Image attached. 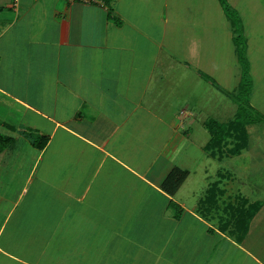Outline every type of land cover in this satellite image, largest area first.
I'll use <instances>...</instances> for the list:
<instances>
[{
	"label": "crops",
	"instance_id": "crops-1",
	"mask_svg": "<svg viewBox=\"0 0 264 264\" xmlns=\"http://www.w3.org/2000/svg\"><path fill=\"white\" fill-rule=\"evenodd\" d=\"M233 38L219 0H0V264H264V200L240 236L222 181L206 210L191 171L161 188L215 104L197 79L219 109L237 88L215 69Z\"/></svg>",
	"mask_w": 264,
	"mask_h": 264
},
{
	"label": "rangeland",
	"instance_id": "rangeland-1",
	"mask_svg": "<svg viewBox=\"0 0 264 264\" xmlns=\"http://www.w3.org/2000/svg\"><path fill=\"white\" fill-rule=\"evenodd\" d=\"M236 2L239 11L235 12L238 16L245 38H248L247 35L249 37L252 36L253 29L258 33H256L255 36L263 35L260 36V39H257V42L254 41V44L253 41L248 44L249 49L246 54L250 63V74L253 80L250 103L254 110H259L258 112L264 115V27L256 28L254 24H252V22H264V0H237ZM231 10L234 11L235 8L231 7ZM218 34L220 35V39H225L223 32H219ZM218 46V44H213V50L217 51L219 49ZM256 48L260 52H258ZM226 52H231V49L227 48ZM257 53L258 55H256ZM234 55L235 54L230 53L229 56L226 55V59L222 56V60H217L220 67H215L218 72L222 73V78L226 80H222V82L226 84L228 89H233L236 86L238 88L242 76V69L240 65L239 67L236 65V58H234ZM206 84L204 82L201 83V80L197 79L195 86L196 94L197 96L201 95V98L205 99L203 102L206 103L209 97H207L206 94L210 92V94H212L210 95L212 103L215 102V104L212 105V107H205V114L198 116L196 119L198 123L190 129V140L185 142L184 146H182L176 161L180 169L188 170L192 173L187 188L193 191H199V193L196 194V199H199L198 207L203 206L206 198L204 193L208 185L223 177L221 180L223 183L221 187L227 190L226 196H230L232 205H238L239 209L242 207L246 208L248 205L242 204L243 200H249V203L264 200V170L255 171L253 168V156H256L257 152L261 153V151L263 153L260 155H264V122L248 127L249 144L248 148L244 150L241 155H228L230 150L235 148L236 142L241 143L234 135L227 136L224 138L221 145L212 147L210 151H207L206 147L210 143L211 137L204 124H202V120L211 115V117L215 118L220 123H228L234 119L237 106L233 98L228 96L226 99V106L222 103L220 109L219 107L216 108V106L219 105L218 95L211 88L207 87ZM236 90L228 91H232L229 92V94H232ZM222 98H225V96ZM200 109L203 111L204 108L201 107ZM198 114L199 113H197V115ZM48 160L50 159L48 158ZM45 162L44 160L37 170L34 178L35 182L36 179L40 178L39 175L42 172L51 177L48 172H44V167H42V165ZM24 164H26V162H24ZM206 172L208 173V177L205 175ZM52 177L54 178V172ZM35 186L36 183L31 186L30 193H33ZM27 193L29 194L28 191ZM237 194V201H235L234 198ZM191 202L192 196L189 195L186 203ZM109 253L110 252H107L106 254ZM168 254H170V252L165 251L163 259L158 260L157 264H162L163 261L166 260ZM147 256V258H151L152 254H148ZM142 258L144 259L145 256L142 255ZM152 262L153 259L151 258L149 263H145L151 264ZM104 263L105 262L101 261L100 264Z\"/></svg>",
	"mask_w": 264,
	"mask_h": 264
},
{
	"label": "trees",
	"instance_id": "trees-1",
	"mask_svg": "<svg viewBox=\"0 0 264 264\" xmlns=\"http://www.w3.org/2000/svg\"><path fill=\"white\" fill-rule=\"evenodd\" d=\"M219 1L225 14L231 21L234 34L233 42L236 49L238 63L242 69V76L237 90L232 94H228L231 98H233L234 103L237 106L234 119L228 123H220L217 120L210 119L204 124L211 137V141L206 147V150L210 151V148L221 145L224 138L234 135V137L238 141L240 140L241 143L236 142L235 148L230 150L228 155L239 156L244 150L248 148V127L264 122V115L257 110H254L250 103V96L253 90V80L250 74V63L246 54L247 40L244 36L238 16L235 11L231 10L227 0ZM4 141L8 142V140L0 137V145ZM189 173L190 172L188 170H183L178 167L174 168L161 184V188L171 196L175 195L189 176ZM222 178L223 177H221L220 180L212 183V185L207 190L202 209L204 208L206 210V206L211 208L218 206V198L225 193L220 188ZM242 203L248 206H246V208L242 207L239 209L238 205H232V208L234 209L233 213H235L236 229H238L240 236H244L246 234L251 219L263 205V202L249 203L248 200H243ZM173 206L175 207V205ZM175 216H180V210Z\"/></svg>",
	"mask_w": 264,
	"mask_h": 264
},
{
	"label": "built area",
	"instance_id": "built-area-1",
	"mask_svg": "<svg viewBox=\"0 0 264 264\" xmlns=\"http://www.w3.org/2000/svg\"><path fill=\"white\" fill-rule=\"evenodd\" d=\"M70 3H81L86 5H98L100 7L106 8L107 7V0H64Z\"/></svg>",
	"mask_w": 264,
	"mask_h": 264
}]
</instances>
